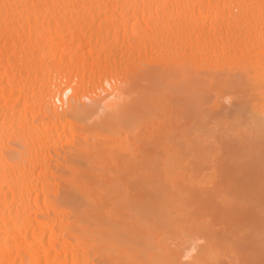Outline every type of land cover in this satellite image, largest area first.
Here are the masks:
<instances>
[{
	"label": "bare ground",
	"instance_id": "bare-ground-1",
	"mask_svg": "<svg viewBox=\"0 0 264 264\" xmlns=\"http://www.w3.org/2000/svg\"><path fill=\"white\" fill-rule=\"evenodd\" d=\"M233 68L264 98V0H0V264H139L97 166L159 75Z\"/></svg>",
	"mask_w": 264,
	"mask_h": 264
},
{
	"label": "rangeland",
	"instance_id": "rangeland-1",
	"mask_svg": "<svg viewBox=\"0 0 264 264\" xmlns=\"http://www.w3.org/2000/svg\"><path fill=\"white\" fill-rule=\"evenodd\" d=\"M235 70L181 83L159 75L129 103L140 148L111 141L114 156L97 166L110 195L127 200L124 247L139 264L155 253L175 264H264V98Z\"/></svg>",
	"mask_w": 264,
	"mask_h": 264
}]
</instances>
